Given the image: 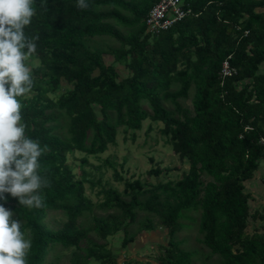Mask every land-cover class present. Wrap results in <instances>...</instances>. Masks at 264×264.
Wrapping results in <instances>:
<instances>
[{
	"label": "trees",
	"instance_id": "1",
	"mask_svg": "<svg viewBox=\"0 0 264 264\" xmlns=\"http://www.w3.org/2000/svg\"><path fill=\"white\" fill-rule=\"evenodd\" d=\"M159 1L87 0L89 7L79 9L76 0H34L36 15L27 32L39 36L34 55L40 65L31 73L34 94L17 99L26 134L47 146L39 162L50 186L42 190L41 208L23 207L10 194L0 200L32 241L27 264H46L55 245L76 248L70 264H117L108 240L121 229L125 244L133 240L128 228L138 210L160 218L169 244L157 262L122 264H194L196 251L176 239L194 228L210 250L204 264L214 257L212 264H264V210L253 207L247 188L264 160V0H185L195 14L154 34L147 16ZM96 37L118 39L120 46L106 52L91 43ZM106 55L114 61L107 63ZM229 56L238 72L224 80L221 71ZM118 62L126 75L119 74ZM187 98L192 108L180 101ZM63 116L69 119L65 136L56 132ZM147 119L163 123L161 133L189 162V171L176 183L148 188L141 180H125L130 200L112 187L102 188L105 199L99 206L118 207L121 214L95 215L83 227L80 218L94 207L85 183L94 181L76 176L70 155L103 154L116 144L119 127L140 130ZM115 178L123 179L117 170ZM54 211L68 215L59 228L45 222ZM147 221L151 227L153 220Z\"/></svg>",
	"mask_w": 264,
	"mask_h": 264
},
{
	"label": "rangeland",
	"instance_id": "2",
	"mask_svg": "<svg viewBox=\"0 0 264 264\" xmlns=\"http://www.w3.org/2000/svg\"><path fill=\"white\" fill-rule=\"evenodd\" d=\"M263 10V9H262ZM113 22V21H112ZM120 30L127 32L129 29L118 25L114 22ZM93 45L98 48L110 52L113 49L119 48L120 41L111 37H96L91 41ZM107 63L114 61V56L106 55ZM32 70L40 65V60L37 55H31L28 57ZM118 71L121 76L128 73V70L124 66L123 62H118ZM66 83V82H64ZM67 86H64L58 91L60 93L65 91ZM177 86H173L172 90H176ZM34 94V91L29 90L23 96L24 98L30 97ZM184 106L192 108V98L180 99ZM164 104L169 109H174L175 105L172 101H164ZM144 107L151 113L152 108L149 103H144ZM59 126L56 132L65 136L68 134L69 119L63 116L56 122ZM152 127L151 130L149 128ZM163 123L160 121L154 122L151 119H147L143 122V127L140 130H133L126 126L118 128L117 142L114 145H110L108 150L99 155H86L83 152L75 151L69 157V164L73 168L76 176L80 178L87 177L88 180H93L94 184L90 181H86V195L93 203V210L86 212L83 217L80 218L83 227H88L92 224L93 216H106L108 214H121V210L118 207L111 209H103L99 205L104 201L105 194L100 193L102 188L112 187L121 193L124 199L130 200L131 193L125 192V180L135 181L141 180L146 188L157 185L159 183H167L169 181L176 183L182 179L185 172L190 169V164L187 160L182 161L178 154L174 152L173 146L167 143L166 137L161 133ZM135 134V137L133 135ZM87 158V162L84 163L82 158ZM153 158V160H152ZM109 160L114 164V167L105 161ZM155 168H161L163 172L156 176L150 174V170ZM116 170L123 177L122 180L115 178ZM207 180H211V177L204 176ZM255 178V179H254ZM255 182L259 183L254 185L249 183L247 188L255 189L254 197H252L251 204L262 203L264 206V160L261 161L260 168L255 172ZM101 180V182H98ZM253 196V195H252ZM146 196H140L141 199H146ZM263 211V208H259ZM138 218L134 224H131L128 228V235L133 236L134 239L128 244L124 243L126 232L121 229L119 232L111 236L108 240V247L112 250L113 256L117 259V264H122L125 260H154L157 262L160 256L164 255L165 247L168 246L170 237L167 234L165 226H163L160 218L155 213H148L138 210ZM198 216V213H195ZM12 219H17L16 214L13 213ZM68 215L63 211L50 212L45 220L46 224L52 228L61 227L67 220ZM147 218L153 220L150 227ZM26 236V235H25ZM91 236L99 240L95 232L91 233ZM201 235L194 229H185L179 232L176 236L178 241H181V247H185L188 250L196 251L194 256V264H204L207 260V255L210 250L203 246L199 242L198 238ZM26 238H29L26 236ZM76 251L75 247L65 248L61 245H55L48 255L46 264H70V257ZM217 257L209 262L217 263ZM213 261V262H212ZM214 263V264H216Z\"/></svg>",
	"mask_w": 264,
	"mask_h": 264
},
{
	"label": "clouds",
	"instance_id": "3",
	"mask_svg": "<svg viewBox=\"0 0 264 264\" xmlns=\"http://www.w3.org/2000/svg\"><path fill=\"white\" fill-rule=\"evenodd\" d=\"M33 5L34 0H0V200L10 194L30 209L44 206L42 190L50 186L40 174L39 162L47 146L26 134L17 99L34 85L28 57L36 53L39 36L27 32L36 15ZM76 7L89 5L87 0H76ZM12 216L0 204V264H27L32 241Z\"/></svg>",
	"mask_w": 264,
	"mask_h": 264
},
{
	"label": "built area",
	"instance_id": "4",
	"mask_svg": "<svg viewBox=\"0 0 264 264\" xmlns=\"http://www.w3.org/2000/svg\"><path fill=\"white\" fill-rule=\"evenodd\" d=\"M194 11L185 0H160L150 10L147 16L148 31L157 34L163 30L170 29L176 22L194 15ZM229 56L223 63L221 71L222 79L237 74V68L229 62ZM264 144V138H262Z\"/></svg>",
	"mask_w": 264,
	"mask_h": 264
},
{
	"label": "crops",
	"instance_id": "5",
	"mask_svg": "<svg viewBox=\"0 0 264 264\" xmlns=\"http://www.w3.org/2000/svg\"><path fill=\"white\" fill-rule=\"evenodd\" d=\"M255 179V178H254ZM254 179H252L249 183H252V184H254V185H257V184H259V183H257V182H255V180ZM249 191H252V192H255V189L253 190L252 188H250V189H248ZM252 195H253V197H254V193H252ZM254 204H253V207H254V205L258 202H256V200L254 199ZM257 208H263V210H264V206L262 205V203H258V205L256 206Z\"/></svg>",
	"mask_w": 264,
	"mask_h": 264
}]
</instances>
